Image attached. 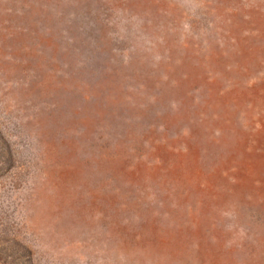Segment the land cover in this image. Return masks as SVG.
<instances>
[{
    "label": "rangeland",
    "instance_id": "rangeland-1",
    "mask_svg": "<svg viewBox=\"0 0 264 264\" xmlns=\"http://www.w3.org/2000/svg\"><path fill=\"white\" fill-rule=\"evenodd\" d=\"M0 264H264V0H0Z\"/></svg>",
    "mask_w": 264,
    "mask_h": 264
}]
</instances>
